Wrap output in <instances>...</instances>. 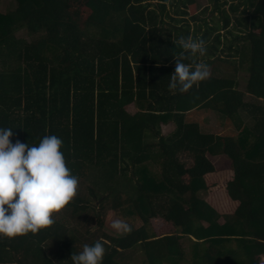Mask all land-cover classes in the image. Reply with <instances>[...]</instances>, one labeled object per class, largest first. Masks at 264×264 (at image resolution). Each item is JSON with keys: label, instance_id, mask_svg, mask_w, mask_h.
<instances>
[{"label": "trees", "instance_id": "obj_1", "mask_svg": "<svg viewBox=\"0 0 264 264\" xmlns=\"http://www.w3.org/2000/svg\"><path fill=\"white\" fill-rule=\"evenodd\" d=\"M238 2L231 10L243 4L251 16L233 19L249 27L229 42L220 33L229 13L199 22L195 0H11L14 7L0 11V127L30 146L58 136L78 177L52 225L0 238V264H72L71 253L98 240L102 264H260L264 0ZM20 28L36 37L16 36ZM180 37L203 39L207 49L183 62L209 66V76L183 92L168 87ZM201 111L221 119L222 132H203L193 118ZM219 156L227 168L210 159ZM107 208L130 215L131 231H105L99 217ZM152 219L173 231L157 235ZM185 237L196 240L187 258Z\"/></svg>", "mask_w": 264, "mask_h": 264}, {"label": "clouds", "instance_id": "obj_2", "mask_svg": "<svg viewBox=\"0 0 264 264\" xmlns=\"http://www.w3.org/2000/svg\"><path fill=\"white\" fill-rule=\"evenodd\" d=\"M181 51L176 55L169 89L183 92L209 76L204 62L186 64L185 54L204 56L203 39L180 37ZM10 127H0V238L36 234L54 223L53 213L59 212L75 196L78 177L66 166L60 151L62 140L45 135L38 144L10 140ZM111 228L117 232L131 231L128 223L114 219ZM104 245L98 240L85 244L79 253H71L72 264H102Z\"/></svg>", "mask_w": 264, "mask_h": 264}, {"label": "rangeland", "instance_id": "obj_3", "mask_svg": "<svg viewBox=\"0 0 264 264\" xmlns=\"http://www.w3.org/2000/svg\"><path fill=\"white\" fill-rule=\"evenodd\" d=\"M196 1V5L197 8L199 9L198 11V16L201 18L200 20H198L199 22H203L204 18L205 20L208 21L209 24H214L213 21H216L219 17V11L220 10H225L229 13V15L231 16V22L229 24V28H222L220 29V33H222V35H224V37L226 38V42L229 41H233V38H235V36H244L246 30H248V27L245 26V21L243 19H241V23L237 24L236 21L233 19L234 16L238 15L240 17H249L251 16V8H249V6L243 5L241 4L237 11H232L230 8L231 4H237L239 3L238 0H227L226 4L221 5L220 7H216L215 6V0H195ZM223 0H219V5ZM169 3V1H167V4ZM14 6H12L11 4V0H2V2L0 3V11L1 12H6L9 8H13ZM204 7V9H203ZM168 8L170 10H172V6L168 5ZM205 8H207L205 10ZM202 9V10H201ZM243 9L245 12H243ZM213 12V13H212ZM175 15V14H174ZM183 15H179L177 17H182ZM190 14H188L186 17V19L190 20L191 23V27L193 28L194 24L197 23V19L196 20H192L189 18ZM192 17V16H191ZM248 22H251V17L248 18ZM219 24L221 25V21L219 22ZM204 27V25H203ZM191 28V30H192ZM231 30V31H229ZM229 31V32H228ZM16 36L19 37H25L28 40L32 39L33 37H36V35H31L28 30L26 28H20L19 30L16 31ZM226 44V43H224ZM129 106H127L128 108ZM129 111H134V109L132 107L128 108ZM193 118L199 120L201 122V129L203 132H213V133H220L222 132V120L219 119L218 117H216L212 112L208 113L206 111H201V112H196L193 115ZM161 129L163 131V133H168L169 130L171 129L170 125H166V124H162L161 125ZM223 130V129H222ZM183 159V161L186 162L187 165L190 164V161L187 160V157H181ZM212 159L211 161L216 165V167H221V165L224 164V167L228 165V161L225 160L226 158L224 156H219V157H215V158H210ZM140 166H137V168ZM149 170L155 171L156 172V168L154 166L149 165L148 166ZM149 172V171H148ZM141 174L136 172V176L139 177ZM200 196L203 198L205 195L203 194L202 191H199ZM97 203H100V200H97ZM100 219H102L104 221V230L105 231H109L110 234H119L120 232H117L116 230L111 228V222L114 219H121L123 221L127 222H131L132 223V219L130 215H124L123 213L111 210V209H106L104 212H102V214L99 217ZM151 222L154 224V228H155V232L157 235H164V234H170L173 231V228L171 227V225L169 223H166L165 221H162L161 219H152ZM95 225H94V229L97 228V224L99 225L100 220L98 218H95L94 221ZM97 223V224H96ZM190 241V240H189ZM182 243V249H183V254L187 257L189 255L190 252V247L188 245V239L183 238L181 240ZM188 245V247H187ZM83 246L80 245V251H82ZM139 262V260L137 258H135V263L137 264ZM134 262H132V264H135ZM183 264V263H182ZM260 264H264V255L260 256Z\"/></svg>", "mask_w": 264, "mask_h": 264}, {"label": "crops", "instance_id": "obj_4", "mask_svg": "<svg viewBox=\"0 0 264 264\" xmlns=\"http://www.w3.org/2000/svg\"><path fill=\"white\" fill-rule=\"evenodd\" d=\"M129 107H132V108L134 109V111H129V109H128ZM129 107L127 108V110H128L130 113H134V112L137 110V108H136V106H135L134 104H130ZM162 132H163V131H162ZM185 238L188 239V242H189L188 245H189V247H190L192 241H193V242L196 241L194 238H190L191 240H190L189 238H187V237H185ZM189 240H190V241H189ZM180 243H181V241H180ZM181 245H182V243H181ZM188 245H187V247H188ZM186 258H187V257H186Z\"/></svg>", "mask_w": 264, "mask_h": 264}]
</instances>
